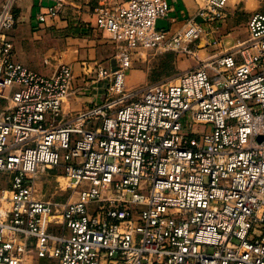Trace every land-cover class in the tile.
Segmentation results:
<instances>
[{"label": "built area", "instance_id": "obj_1", "mask_svg": "<svg viewBox=\"0 0 264 264\" xmlns=\"http://www.w3.org/2000/svg\"><path fill=\"white\" fill-rule=\"evenodd\" d=\"M16 1L0 7V264H264V13L247 40L200 60L192 48L220 33L230 0H197L174 34L158 29L169 0H100L116 66L97 73L104 101L64 119L73 69L16 61ZM54 1L40 23L66 5ZM145 51L199 63L127 90ZM45 178L70 197L42 196Z\"/></svg>", "mask_w": 264, "mask_h": 264}, {"label": "crops", "instance_id": "obj_2", "mask_svg": "<svg viewBox=\"0 0 264 264\" xmlns=\"http://www.w3.org/2000/svg\"><path fill=\"white\" fill-rule=\"evenodd\" d=\"M5 0H0V7ZM123 4L129 0H117ZM172 12L158 22V29L174 34L181 30L198 11L197 0H169ZM262 0H230L226 9L227 19L220 33L207 34L193 46L196 56L205 60L212 55L231 48L237 40L249 38L248 24L259 12ZM100 0H66V5L55 19L40 23L38 16L46 13L55 4L54 0H17L14 12L18 23L14 30L15 59L30 70L51 76L61 65H68L74 72L73 89L77 90L63 103V118L70 119L77 113L100 104L105 99L108 85L106 80L98 81L99 70L115 69L117 46L109 34L99 30L93 9ZM260 7L258 8V5ZM243 10L246 17H238ZM213 40L221 41L220 46L209 45ZM177 59L190 58L194 69L199 61L175 52ZM45 61L49 65H45ZM177 63V60H176ZM143 75L131 71L126 78L129 89L140 90Z\"/></svg>", "mask_w": 264, "mask_h": 264}, {"label": "rangeland", "instance_id": "obj_3", "mask_svg": "<svg viewBox=\"0 0 264 264\" xmlns=\"http://www.w3.org/2000/svg\"><path fill=\"white\" fill-rule=\"evenodd\" d=\"M260 4L258 5V8ZM260 13H264V0L261 1ZM238 17L244 19L246 17L243 10L238 12ZM177 60V63H176ZM190 58L183 57L177 59L175 55H168L167 53H161L158 51H145L135 53L133 56V66L131 71H139L143 75L142 85L140 90L132 89L131 91H143L148 86L160 83L167 82L176 79L183 72L189 71L192 69ZM126 89H129L128 83L126 81ZM142 93V92H141ZM264 136L259 135L256 137L257 142H262ZM40 193L45 198H53L64 200L70 197V192H67L63 195H56L54 193V180L45 178V181L39 187ZM41 264H45L44 260L40 261Z\"/></svg>", "mask_w": 264, "mask_h": 264}]
</instances>
